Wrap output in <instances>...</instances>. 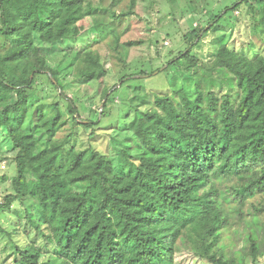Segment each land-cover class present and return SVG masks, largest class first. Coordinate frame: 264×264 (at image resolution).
I'll use <instances>...</instances> for the list:
<instances>
[{"label": "trees", "instance_id": "obj_1", "mask_svg": "<svg viewBox=\"0 0 264 264\" xmlns=\"http://www.w3.org/2000/svg\"><path fill=\"white\" fill-rule=\"evenodd\" d=\"M239 1L253 8L250 0ZM252 1L259 5L255 27L264 36V0ZM85 3L0 0V37L20 39L0 54V128L7 130L17 151L14 192L4 197L0 209L10 208L13 200H34L44 224L27 216L44 240L15 244L14 264H175V244L182 235L203 261L235 264L218 255L225 247L220 243L228 223L225 206L264 193V55L249 58L225 44L218 46L213 67L229 76L234 99L205 92L200 84L193 98L183 90L156 95L155 108L129 123L140 148L135 155L121 151L124 171L118 173L107 156L90 146L67 150L64 143L52 141L65 123L58 102L50 105V117L40 106L32 124L22 127L39 74H46L78 123L74 102L63 94L57 73L43 58L63 50L64 42L80 33ZM222 17L220 12L211 22ZM203 30L192 31L188 50L178 54L188 69L199 65L191 50ZM133 45L138 42L125 44ZM78 61L77 75L85 81L107 74L99 54L84 51ZM104 98L109 100L107 92ZM37 133L38 140L46 136L43 146ZM75 183L84 185L82 194L72 191ZM252 210L264 212V207ZM247 239L255 256L256 236L250 233ZM47 245L55 247L56 255L39 262Z\"/></svg>", "mask_w": 264, "mask_h": 264}, {"label": "rangeland", "instance_id": "obj_2", "mask_svg": "<svg viewBox=\"0 0 264 264\" xmlns=\"http://www.w3.org/2000/svg\"><path fill=\"white\" fill-rule=\"evenodd\" d=\"M236 2L238 0H86L85 17L79 23L80 33L66 40L63 50L47 53L43 58L45 65L57 73L63 94L74 102L78 123L74 122L67 111V102L58 96L59 91L50 85L46 74H39L22 127L32 124L40 106L50 117L53 114L50 105L58 102L61 120L65 123L52 141L64 143L67 150L81 151L90 146L110 159L114 171L123 173L121 151L128 150L135 155L140 148L128 129L129 123L136 114L155 108L156 95L173 96L183 90L193 98L196 85L200 84L205 92L212 91L217 96L227 94L234 99L235 90L229 76L213 67L218 46L225 44L249 58L264 55V36L259 27H255L259 5L250 0L253 3L250 9L239 1L238 7L226 11V7ZM220 12L223 17L212 23L213 17ZM202 29L198 45L191 50L199 59V65L188 69L186 61L178 58V54L188 50V43L194 38L191 32L198 34ZM19 40L0 37V54L8 53ZM129 41H137L138 45L126 47ZM84 51L101 56L107 70L103 78L91 81L79 78L78 57ZM175 58L174 63L168 64ZM105 92L109 97L107 102ZM87 122L93 124L83 126ZM36 141L41 146L47 143L45 135ZM16 152L7 130L1 127L0 203L14 192ZM72 191L82 194L85 187L75 183ZM237 201L225 206L228 223L220 240L225 247L218 255L223 254L235 264H264V212L252 210V206L264 207V193H257L243 203ZM27 216L44 225L39 221L38 205L34 200H13L10 208L0 209V264H14L15 244L24 247L33 242L39 245L44 240ZM250 233L256 236L258 251L255 256L247 239ZM42 250L39 262L56 255L53 245ZM173 260L175 264H210L192 251L184 235L175 244Z\"/></svg>", "mask_w": 264, "mask_h": 264}, {"label": "water", "instance_id": "obj_3", "mask_svg": "<svg viewBox=\"0 0 264 264\" xmlns=\"http://www.w3.org/2000/svg\"><path fill=\"white\" fill-rule=\"evenodd\" d=\"M105 101V100H104ZM101 110H102V107H101Z\"/></svg>", "mask_w": 264, "mask_h": 264}]
</instances>
